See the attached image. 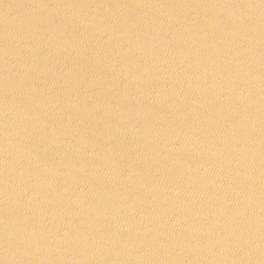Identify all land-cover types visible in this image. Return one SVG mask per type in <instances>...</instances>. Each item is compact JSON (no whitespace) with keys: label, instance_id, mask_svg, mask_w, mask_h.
Returning a JSON list of instances; mask_svg holds the SVG:
<instances>
[{"label":"water","instance_id":"1","mask_svg":"<svg viewBox=\"0 0 264 264\" xmlns=\"http://www.w3.org/2000/svg\"><path fill=\"white\" fill-rule=\"evenodd\" d=\"M0 264H264V0H0Z\"/></svg>","mask_w":264,"mask_h":264}]
</instances>
